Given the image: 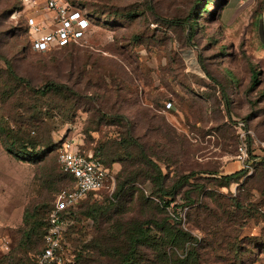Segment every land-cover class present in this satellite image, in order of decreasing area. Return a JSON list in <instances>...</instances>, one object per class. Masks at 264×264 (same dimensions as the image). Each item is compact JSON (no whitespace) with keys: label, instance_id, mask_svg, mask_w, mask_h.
I'll list each match as a JSON object with an SVG mask.
<instances>
[{"label":"rangeland","instance_id":"rangeland-1","mask_svg":"<svg viewBox=\"0 0 264 264\" xmlns=\"http://www.w3.org/2000/svg\"><path fill=\"white\" fill-rule=\"evenodd\" d=\"M76 1L91 4L73 7L93 16L87 34L79 44L37 54L28 39L30 11L21 0H0V58L10 61L17 76L11 81L0 59V242L10 247L0 259L12 254L14 264H34L59 195L74 188L58 162L57 149L65 142H73L84 152L100 149L107 154L112 144L123 138L127 122L120 124L119 117L124 116L135 127V136L148 135L142 141L149 152L161 160L171 159V176L214 172L219 178L236 155L238 141L229 129L220 89L207 75L223 85L227 83L222 76L229 71L246 80L256 58L250 19L234 18L233 0H209L203 14L199 0ZM133 10L137 18L122 17L121 13ZM49 83L63 86V93L41 99L25 90L27 84L39 89ZM254 99L252 107H258ZM170 102L173 106L167 111ZM2 128L14 130L19 137L30 132V140L46 141L55 145L56 151L40 162L22 160L5 150ZM168 133L176 148L162 147L167 141L160 136ZM154 139L161 147L153 145ZM251 141L253 153L258 152ZM37 153L43 155L46 150L38 147ZM122 170V165H114L107 188L82 203L77 220L73 219L65 234L61 264H109L88 251L99 225L86 214L91 205L118 203L112 196ZM54 173L64 179L62 183ZM263 174V168L253 167L239 183L228 186L208 174H198L192 180L206 187L205 192L238 199L242 205L234 208L227 202L229 214L218 212L225 237L192 231L204 248L202 254L213 257L207 264H264ZM137 189L146 195L151 191L148 183L137 184ZM200 193L194 199L211 206V200H203ZM137 197L129 194L121 201L127 211L125 219L139 216ZM187 205L179 198L170 206L169 215L180 217L184 228L193 229L195 215L191 218ZM25 218L41 227L40 237H25ZM233 246L238 251L234 252Z\"/></svg>","mask_w":264,"mask_h":264},{"label":"trees","instance_id":"trees-1","mask_svg":"<svg viewBox=\"0 0 264 264\" xmlns=\"http://www.w3.org/2000/svg\"><path fill=\"white\" fill-rule=\"evenodd\" d=\"M21 1L25 7L23 0ZM64 1L71 7H85L87 5H91L90 3H78L76 0ZM209 2L211 1L206 0L205 3L204 0H199L198 5L202 8V14L208 10V5L210 4ZM152 9L153 8L150 7V10ZM118 14L119 13H116V15ZM121 14L122 17H125L126 19L137 18L134 10ZM86 16L89 21L93 20V16ZM195 24L196 21L194 18L191 25L192 32H194ZM27 30L30 49L35 52L33 50L28 24ZM71 45L74 44H70L64 48L70 47ZM52 51L53 50L49 52ZM0 59L3 60L7 66L6 70L8 78L11 81L16 79L17 76L10 61L4 58ZM250 74H252L253 77L251 87L248 89V92L254 90L259 83L258 76L260 73L258 72L256 66L252 65V62L250 66ZM207 75L210 80L219 87L222 97L221 103L224 106L227 116H230L231 95L229 91L231 86L235 84L233 76L237 77L236 74L229 71L227 75L222 76L225 78L227 83L226 85L220 83V80L212 78L210 74L207 73ZM5 85L8 86V84ZM63 89V86L56 85L54 83H49L39 89H35L27 84L25 88V90L32 94L34 98H36L35 96H39L41 99L49 98L55 94H61L63 93ZM170 104L172 107L173 103L170 102ZM170 108L167 109L166 107V110L169 111ZM119 119L121 121L119 122L120 124H125L124 121L127 122V124L123 126L125 132L123 133L121 141L118 144H112V151H107V154H104L100 149L93 151L95 157L100 159L104 166L111 172L114 165H122L123 170L117 178L118 185L112 196V200L118 199L119 201L116 205L113 203L106 207L98 204L88 207V213L86 216L92 218L94 222L99 225L97 231H95L96 235L92 239V246L90 247L91 250L88 251L93 253V255H96L99 259L106 260L109 264H207L210 259H213V257L208 256V254H202V250L204 248L202 249L199 245V240L193 235L192 231H203L207 234H212L216 238L225 237V227L223 225L224 221L219 216L218 212L221 210L224 215H228L229 212L227 209L231 203L234 208H242V205L238 199H229L213 191H210L209 193L208 191L205 192L204 190L207 189L206 187L197 186L194 182H192V180H194L198 174H208L210 176H214L211 178L219 180V183L222 185L228 186L233 183H239L247 175V172L241 170L229 175H220L219 178L217 176L218 174L214 172H191L188 175L182 176H179L178 174L176 175L175 173V175L171 176V167L169 164L171 159L161 160L156 157L153 152H149L148 144L142 141V139L147 138L148 135H144L143 138L135 136V127L131 121L127 120L124 116L119 117ZM227 122L228 125H230L229 129L234 130L236 134L235 140L238 141L236 149L237 153L238 147L241 143V135L237 131V128H239L237 125L239 121H234L229 118V121L227 120ZM244 122L246 123L247 119H245ZM152 130L156 132L154 129ZM28 133L29 135L23 134L22 137H19V133H16L14 130L10 128H2L1 134L6 138V141L4 142L5 150L22 160H26L28 158L30 161L38 162L46 158L47 154L56 151V146H50V143L46 141L39 142L38 140H30V132ZM174 133L176 132L174 131ZM161 139L167 141V144L162 145V143L156 142V140H158L156 138V140L154 139L153 145H160L159 147H161V145L162 147H166L167 145L169 147L173 146L176 148L174 139L170 138L169 133L166 134V137L161 135L160 140ZM176 143L177 146H180L181 144L180 140H176ZM38 147H42L46 150V153L43 154L44 156L37 153ZM115 147H117V149ZM178 155H180V153H178ZM256 162L257 161H253L255 169L261 167L264 170V160L258 163ZM161 164L165 166V169L167 170L166 172L162 168ZM61 172L64 176L70 178L74 182V179L70 175L65 174L62 170ZM52 176L57 178L56 180L60 183L64 180L56 173L52 174ZM260 176L263 177L264 174ZM145 183H148L151 187L149 195H146L144 190L137 189V184L144 185ZM103 190L90 193L87 198L83 199L79 203L72 218L76 221L77 217L75 216H77L82 203L90 197L101 193ZM199 191H201L200 197L205 192V194H203V200H211V206H213V208H211V206H209L205 201L194 199ZM129 194L130 196H135V194L138 195L136 200L140 213L138 217L133 216L125 219L124 216L127 214V211L121 201L125 200V197ZM179 198L180 201L188 204L187 206L190 207L191 218L195 215V219L191 220V228L193 229L184 228L180 217H172L169 215L170 206L172 204H177ZM227 202H230V204ZM28 219L25 218L24 220L27 228L25 237L28 240H32V238L37 236L40 237L42 234L40 230L41 227L35 222L31 223ZM210 244L213 250L216 251L215 244ZM221 245H223L222 242ZM43 248L44 243L42 251ZM232 250L234 252L238 251V249L234 246L232 247ZM82 257V254L78 255L79 260H81ZM15 259L16 257L11 254L10 257L1 258L0 264H14V262H16ZM36 260L34 261V264H36Z\"/></svg>","mask_w":264,"mask_h":264},{"label":"built area","instance_id":"built-area-1","mask_svg":"<svg viewBox=\"0 0 264 264\" xmlns=\"http://www.w3.org/2000/svg\"><path fill=\"white\" fill-rule=\"evenodd\" d=\"M47 10L54 15L51 27L28 18L29 34L33 50L46 53L62 49L70 44H79L90 28L88 17L64 0H44ZM24 3L30 0H23ZM51 28V29H50ZM168 109L171 104L166 106ZM61 170L74 179V188L59 195L48 217V228L44 236V248L36 264H61L63 261V240L73 222V215L79 203L90 193L99 192L113 180L112 172L95 157L93 152H84L73 142H65L57 149ZM236 160L247 173L253 171L246 135H241ZM8 243L0 242V254L9 251Z\"/></svg>","mask_w":264,"mask_h":264},{"label":"crops","instance_id":"crops-1","mask_svg":"<svg viewBox=\"0 0 264 264\" xmlns=\"http://www.w3.org/2000/svg\"><path fill=\"white\" fill-rule=\"evenodd\" d=\"M233 1L232 7L235 10L234 18L237 19L247 16L250 19L251 29L249 32L256 36L255 39L257 42L252 44L254 45L252 49L255 51L256 58H253L251 62L252 65L256 66L260 74L258 76L259 83L251 92H248V89L251 87L252 74L246 80L240 79L238 76H233L235 84L231 86L229 91L231 95V113L230 116L226 114V118L228 121L229 118L234 121H239L237 131L240 135H246L251 161L260 162L264 160V0ZM24 4V8L30 11L28 18H34L38 23L47 25L48 28L54 27L52 26L54 15L47 10L44 0H30V2ZM254 97L258 100V107H252V102L256 101ZM245 119H247L246 123L244 122ZM212 139L215 138L212 137ZM251 140H253L254 146H258V152L253 153ZM236 155L230 163L224 166L223 171L225 174L229 175L243 170L241 164L236 160ZM119 169L121 167L117 166V170Z\"/></svg>","mask_w":264,"mask_h":264}]
</instances>
